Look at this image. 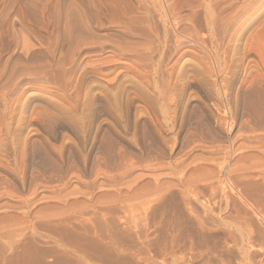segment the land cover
<instances>
[{"label": "rangeland", "instance_id": "obj_1", "mask_svg": "<svg viewBox=\"0 0 264 264\" xmlns=\"http://www.w3.org/2000/svg\"><path fill=\"white\" fill-rule=\"evenodd\" d=\"M46 1L0 0V15L12 2L11 17L32 33L28 2L45 19L48 5L54 10L72 0H48L45 7ZM116 1L160 40L159 82L127 77L118 66L78 105L36 89L7 111L0 125V264H28L29 248L42 254V262L30 264H264V170L242 175L244 186L236 182L241 173L229 170L247 162L238 160L242 154L257 152L253 137L264 127V59L243 48L264 15L237 24L223 54L208 36L207 3L169 0L183 14L197 12L194 23L212 50L204 58L175 53L174 33L150 2ZM159 89L168 90L167 104ZM157 181H168L164 193ZM94 211L99 220L111 218L116 243L90 247L87 261L63 252L60 230L89 228ZM60 253L66 261L57 263Z\"/></svg>", "mask_w": 264, "mask_h": 264}, {"label": "bare ground", "instance_id": "obj_2", "mask_svg": "<svg viewBox=\"0 0 264 264\" xmlns=\"http://www.w3.org/2000/svg\"><path fill=\"white\" fill-rule=\"evenodd\" d=\"M146 1L151 3L150 6L153 4L155 11L162 18L160 19L163 20L165 26L174 33L176 54L186 55L199 52L204 58L209 57V53L212 51L211 47L207 46L209 45L207 44V38L199 34L200 30H197L196 23H194V17H196L194 14H197V12L183 14L184 12L181 13L182 11L180 12V9L177 8L178 6H174L175 4L169 0H145L144 3ZM13 2V4L16 3L15 1ZM47 2L51 1L47 0L46 4L43 3L45 7H47ZM204 2L207 3V13L204 17H206L207 23L205 24L209 28L208 36L212 38V43H216L217 51L223 50V54L228 51L225 49L226 42L231 30H234L236 26L238 27L237 24L240 25L242 22V27L245 24L248 26V21L251 18L253 23V20L255 21L259 16L264 15V0H204ZM11 4L12 2L0 15V125H3L7 111L17 106L16 104H18L24 93L36 89L45 90L46 92L50 90L53 94L61 93L60 95H64L68 102L76 104L83 92H86L95 83L98 84L100 82L98 80H110L111 78L109 77L113 76L119 67H123L121 73L127 77L135 73L149 84L159 82L156 79L155 71L159 74V66L161 65L155 53L158 47L156 45L160 43V40L158 39L157 43L156 39L150 34L149 27L144 22L146 20L141 21L134 16H128L124 10L119 8L118 5L120 3L117 5L116 0H80V2H73L72 0L65 7L60 5L54 9L57 10L61 7L57 13L48 5L45 19L41 18L37 4L35 3L34 5L28 2V7L26 8L33 25L32 33L27 31V34L30 33L28 37L31 35L29 38L26 36V30L25 32L22 30L24 25L20 19L11 17L13 16L12 10L10 11ZM105 11L107 12L104 13ZM49 17L51 18L50 21ZM115 23L120 27L122 33L116 34L113 32L112 26ZM246 27L245 29L248 28ZM243 48L247 51H255L264 59V22L259 28L248 34L243 42ZM169 73L170 79L172 72L169 71ZM166 81L169 83L168 79ZM249 83L250 87H252L257 82L255 79H251ZM162 87L165 88L164 85ZM160 91H162L160 94L166 101L168 93L166 96L165 93L168 90L165 89V93L163 90ZM165 103L167 104V101ZM252 142L254 144L252 147L258 149L257 152L242 154L238 160L241 161L242 159L243 161V159L248 158L247 162L241 167L238 165L240 168L233 167V169H229L230 172L239 171L238 173H241L236 180L238 186L240 184L244 186L243 181H241L243 179H239L242 175H247L246 173H249L250 170H264V127H260V133L253 137ZM191 176L186 179L187 183L191 180ZM168 181H157L155 185V188L159 189L157 192L162 191L164 193L163 188ZM81 209H79L80 211L77 214L83 216L86 210L84 212V208ZM111 209L112 206L105 207L108 212ZM94 212V218H90L92 217L90 216V220H88L91 225L88 226L89 228L84 226V228L82 227L83 231H76L71 230V228L68 229V225L67 228L60 230L56 243L63 252L71 253L80 260L87 261L90 247H99L104 243H116V236L113 233L114 223L111 218L99 220L100 217H97L99 213L97 211ZM83 217L82 219H85ZM67 219L68 222L70 217ZM63 221H60L61 224H63ZM83 221H86V219ZM118 250L121 251L120 248ZM62 254L57 255V263L66 261ZM25 255L29 260L28 264L35 258L42 262V254L35 252L31 248L26 249Z\"/></svg>", "mask_w": 264, "mask_h": 264}]
</instances>
